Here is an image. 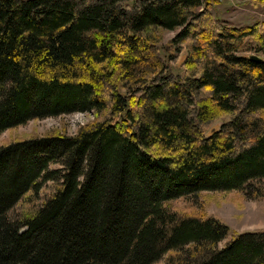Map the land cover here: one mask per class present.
I'll use <instances>...</instances> for the list:
<instances>
[{
  "label": "trees",
  "instance_id": "obj_1",
  "mask_svg": "<svg viewBox=\"0 0 264 264\" xmlns=\"http://www.w3.org/2000/svg\"><path fill=\"white\" fill-rule=\"evenodd\" d=\"M220 2L0 0V133L97 116L0 144V264H264V229L218 247L229 226L199 196L264 182V21L225 23ZM156 27L179 28L182 75Z\"/></svg>",
  "mask_w": 264,
  "mask_h": 264
},
{
  "label": "rangeland",
  "instance_id": "obj_2",
  "mask_svg": "<svg viewBox=\"0 0 264 264\" xmlns=\"http://www.w3.org/2000/svg\"><path fill=\"white\" fill-rule=\"evenodd\" d=\"M212 11L217 18L225 23L248 26L264 21V0L262 3L258 0H221L220 3L213 6ZM178 29L156 27L148 33L151 36V41L159 46L170 70L174 74L182 75L184 73L182 61L187 50L182 49L173 41ZM176 54H178V58L172 62L170 57ZM257 54L264 57V53L257 52ZM96 118L94 111H75L56 116L33 118L0 133V144L53 133L74 135L82 126L88 125ZM221 122L222 120L219 119L211 125L219 127ZM52 167H58V164H53ZM53 185L52 181L45 182L41 193L43 195L50 193L54 189ZM199 196L208 213L222 218L229 226L228 235L218 243V247L224 246L228 240L239 233L264 229V182L256 195H245V192L237 190H204ZM185 198L180 197L173 201V204L183 206ZM190 198L187 197V199Z\"/></svg>",
  "mask_w": 264,
  "mask_h": 264
},
{
  "label": "water",
  "instance_id": "obj_3",
  "mask_svg": "<svg viewBox=\"0 0 264 264\" xmlns=\"http://www.w3.org/2000/svg\"><path fill=\"white\" fill-rule=\"evenodd\" d=\"M252 58H253V59H257V58H259V57H258L256 54H253V55H252Z\"/></svg>",
  "mask_w": 264,
  "mask_h": 264
}]
</instances>
